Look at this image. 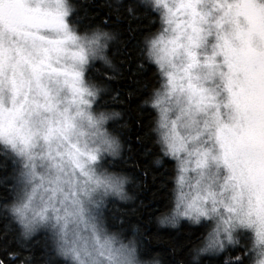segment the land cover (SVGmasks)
Returning a JSON list of instances; mask_svg holds the SVG:
<instances>
[{"label": "clouds", "instance_id": "clouds-1", "mask_svg": "<svg viewBox=\"0 0 264 264\" xmlns=\"http://www.w3.org/2000/svg\"><path fill=\"white\" fill-rule=\"evenodd\" d=\"M0 246L264 264V0H0Z\"/></svg>", "mask_w": 264, "mask_h": 264}, {"label": "trees", "instance_id": "trees-1", "mask_svg": "<svg viewBox=\"0 0 264 264\" xmlns=\"http://www.w3.org/2000/svg\"><path fill=\"white\" fill-rule=\"evenodd\" d=\"M89 10H90V11H95L96 9L92 8L91 6H89ZM99 11H100V14H101V15L104 14L102 9L99 10ZM97 18H99V17H97ZM119 27L121 28V30H123V28L125 27V25H124L123 23H121V24L119 25ZM125 35H127V33H125ZM121 86L123 87L124 84L122 83ZM129 86H131V85H129ZM132 103L134 104L135 101L133 100ZM139 131H142V129H136L135 124H134V125H133V132H132V135L135 136L136 134H138ZM132 144H133V147H134V148H137V147H138V146L136 145V143H135L134 140L132 141ZM135 158L138 159V160L140 159L138 152L135 154ZM141 163H143V161H141ZM136 175H139V173L137 172ZM151 187H154V186L150 185V188H151ZM144 198H145V199L148 198V193H147V192L144 193ZM157 203H162V201L157 202ZM152 230H153V229H149V231H152ZM15 247H16L15 243H12L11 245H9V248H10V249H11V248H15ZM0 248H2V246H0ZM155 250H161V251H165V252H166V248H163V247H161V246H159V245H155V244H148L143 254H144V255H150L151 252H152V251H155ZM34 251H35V253L38 254V253H40V252L42 251V249L37 245V246L35 247ZM0 261H3L4 264H15V262L12 261V260L8 257L7 253H6L5 251H3V250H0Z\"/></svg>", "mask_w": 264, "mask_h": 264}]
</instances>
